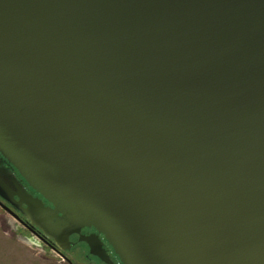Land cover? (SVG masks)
Wrapping results in <instances>:
<instances>
[{"label":"water","instance_id":"water-1","mask_svg":"<svg viewBox=\"0 0 264 264\" xmlns=\"http://www.w3.org/2000/svg\"><path fill=\"white\" fill-rule=\"evenodd\" d=\"M0 155L61 250L264 264V0H0Z\"/></svg>","mask_w":264,"mask_h":264},{"label":"flooded vegetation","instance_id":"flooded-vegetation-1","mask_svg":"<svg viewBox=\"0 0 264 264\" xmlns=\"http://www.w3.org/2000/svg\"><path fill=\"white\" fill-rule=\"evenodd\" d=\"M29 198L41 202L45 208L51 207L0 155V212L6 219L1 221L4 226L12 229L17 240L43 251L42 258L53 256L58 264H122L109 243L93 228H84L79 235L70 236L69 249L61 250L23 214L27 210L24 200L29 201ZM80 238H91L92 249Z\"/></svg>","mask_w":264,"mask_h":264},{"label":"rangeland","instance_id":"rangeland-1","mask_svg":"<svg viewBox=\"0 0 264 264\" xmlns=\"http://www.w3.org/2000/svg\"><path fill=\"white\" fill-rule=\"evenodd\" d=\"M2 219L6 220L0 212V264H58L53 256L42 258L43 251L17 240L12 229L2 224Z\"/></svg>","mask_w":264,"mask_h":264}]
</instances>
